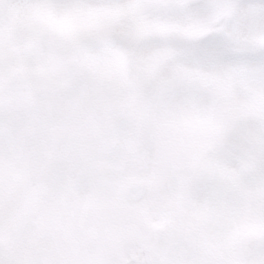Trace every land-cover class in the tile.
Returning <instances> with one entry per match:
<instances>
[{"label": "snow or ice", "instance_id": "snow-or-ice-1", "mask_svg": "<svg viewBox=\"0 0 264 264\" xmlns=\"http://www.w3.org/2000/svg\"><path fill=\"white\" fill-rule=\"evenodd\" d=\"M0 264H264V0H0Z\"/></svg>", "mask_w": 264, "mask_h": 264}]
</instances>
